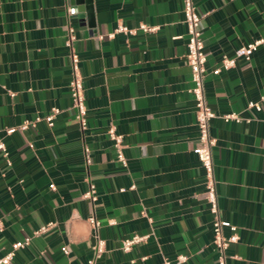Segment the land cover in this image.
Returning a JSON list of instances; mask_svg holds the SVG:
<instances>
[{"label": "crops", "instance_id": "obj_1", "mask_svg": "<svg viewBox=\"0 0 264 264\" xmlns=\"http://www.w3.org/2000/svg\"><path fill=\"white\" fill-rule=\"evenodd\" d=\"M194 2L207 52L205 99L217 114L209 132L218 205L239 236L226 264H264V103L260 111L247 108L264 93V41L249 60L214 71L242 44L264 39V0ZM182 7V0H0V141L7 153L0 150V255L30 237L8 264H88L90 214L105 243L92 264H162L164 257L174 264L178 254L188 256L183 264H217L195 151ZM142 23L156 29L144 32ZM119 25L135 32H117ZM68 26L87 108L84 133L68 86ZM53 107L60 112L52 126L41 120L19 128ZM228 112L249 120L225 122L219 116ZM109 126L122 135L126 167L116 160ZM88 176L94 201L83 198ZM133 235L146 238L123 250Z\"/></svg>", "mask_w": 264, "mask_h": 264}, {"label": "built area", "instance_id": "obj_2", "mask_svg": "<svg viewBox=\"0 0 264 264\" xmlns=\"http://www.w3.org/2000/svg\"><path fill=\"white\" fill-rule=\"evenodd\" d=\"M183 7V22L186 25L187 29V51L185 54V59L187 64L191 69V81L192 87L190 88V92L192 93L195 101V115H196V126L198 129V138L196 144V154L198 160L200 162L201 167L204 171V196L208 203V210L211 214V224H212V239L211 244L214 246L217 257V264H226L228 255L226 253L227 249L230 245L235 244L239 240L238 234L235 232L236 227L234 225L228 224L221 217L220 208L218 205V197L216 191V180L214 177V168H213V158H212V147L216 144V138L213 137L209 132V120L213 117H216L217 114L208 106L205 93H204V76L206 72V60H207V52L205 51L204 42L202 39V33L199 27L201 15L196 11L194 0H182ZM139 29L144 32L154 31L156 27L149 26L145 23L139 25ZM117 32H135V29H129L123 25H119L116 30ZM113 33L108 34L112 36ZM74 29L71 26L67 27V38L65 41V45L69 50L70 57V65H71V76L68 83L69 92L71 97V106L75 109V119L78 123L79 129L82 133L87 129V120H86V104H85V95L84 88L82 83V76L79 70L78 62L79 57L77 53L72 48V42L74 40ZM264 41L263 38L254 39L248 43L242 44L235 50L234 56L231 58L224 57L221 61V65L215 68V72H220L221 69H228L234 65L235 58H244L245 60H249L250 55L254 52L257 47ZM264 103V93H262L258 100L249 102L247 104V108H253L256 111L261 110V104ZM60 112L59 108L53 107L51 111L42 116L36 117L34 120H25L20 126V129L27 128L30 124L34 125L36 122L44 120L48 126H52L54 123V118L56 114ZM221 117L225 122L233 120V121H241L249 119L242 117L237 112H228L221 114ZM13 128L6 129L7 133H11ZM108 137L113 141V147L116 152V160L124 167L127 166L126 158L123 154V138L121 134L116 133L115 128L113 126H109L106 130ZM0 150L6 155V149L4 143L0 141ZM83 156L85 165H89L91 163L90 159V149L88 146H83ZM88 188L83 193V198H86L90 201H94L96 199V188L95 184L91 181V179L86 177ZM53 188V184L50 185ZM121 191L125 190L124 188H120ZM88 222L92 225L94 229L93 237H94V245L93 258L88 260V264H92L94 258L100 256L104 251V240L99 236L97 232V227L99 226V222L95 218L93 214L88 216ZM112 223V222H111ZM41 226L37 230L34 231V234H39L45 231L48 226ZM227 226L230 230V234L226 235L224 233V227ZM2 229V224L0 223V230ZM146 238V236H138L133 235L129 238H126L122 242V249L129 250L130 247ZM30 241V237H25L23 240L16 241L12 244V249L5 255H0V264H8L14 254V251L26 246ZM62 250L67 253L66 247H62ZM188 256L184 254H178L175 257L174 264H183L187 261ZM162 264H173L167 258H163Z\"/></svg>", "mask_w": 264, "mask_h": 264}, {"label": "water", "instance_id": "obj_3", "mask_svg": "<svg viewBox=\"0 0 264 264\" xmlns=\"http://www.w3.org/2000/svg\"><path fill=\"white\" fill-rule=\"evenodd\" d=\"M81 1H82V0H77V2H81ZM83 1H85V2L88 4L90 0H83ZM85 11L89 14V13H90V8L87 7V8L85 9ZM89 15H90V14H89Z\"/></svg>", "mask_w": 264, "mask_h": 264}]
</instances>
